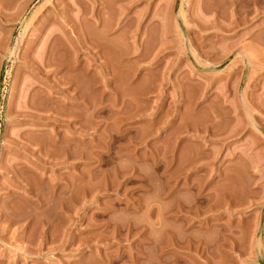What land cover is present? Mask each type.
Wrapping results in <instances>:
<instances>
[{
  "label": "rangeland",
  "instance_id": "1",
  "mask_svg": "<svg viewBox=\"0 0 264 264\" xmlns=\"http://www.w3.org/2000/svg\"><path fill=\"white\" fill-rule=\"evenodd\" d=\"M0 264H264V0H0Z\"/></svg>",
  "mask_w": 264,
  "mask_h": 264
},
{
  "label": "bare ground",
  "instance_id": "2",
  "mask_svg": "<svg viewBox=\"0 0 264 264\" xmlns=\"http://www.w3.org/2000/svg\"><path fill=\"white\" fill-rule=\"evenodd\" d=\"M58 62H59V61H58ZM62 78H63V77H62ZM61 81H62V80H61ZM65 81H66V80H65ZM76 85H77V84H76ZM78 85H79V84H78ZM121 111H122V110H121ZM91 121H92V120H91ZM47 139H48V137H47ZM49 139H50V138H49ZM44 142H45V141H44ZM44 142H43V143H44ZM48 144H49V143H48ZM50 144H51V143H50ZM46 146H47V144H46ZM48 146H49V145H48ZM46 148H47V147H45V148H43V149H46ZM52 148H53V147H52ZM75 148H76V147H75ZM59 149H60V148H59ZM47 150L50 151L51 148H48ZM63 150H64V149H63ZM45 151H46V150H44V152H45ZM49 151H46V153H48ZM51 151H52V153H51V152H50V153L53 154V150H51ZM58 151H59V150H58ZM72 151H73V150H72ZM46 153H45V154H46ZM50 153H49V154H50ZM67 153H68V152H67ZM45 154H44V155H45ZM73 154H74V153H73ZM75 154H76V153H75ZM75 154H74V156H75ZM47 155H48V154H47ZM54 155H55V154H54ZM57 155H58V154H57ZM71 156H72V155H71ZM47 158H48V157H47ZM45 159H46V158H45ZM45 159H43V160L41 161V162H42L41 165H42L43 167H49V166H48L49 162H48L47 159H46V160H45ZM48 159H49V158H48ZM39 164H40V162H39ZM37 166H39V165H37ZM29 170H30V169H29ZM33 171H34V170H33ZM30 172H31V171H30ZM31 173H33V172H31ZM32 189H34V188H32ZM24 190H25V189H24ZM29 191H30V190H29ZM24 192H26V191H24ZM32 194H33V193H32ZM34 194H35V191H34ZM26 196H27V195H26Z\"/></svg>",
  "mask_w": 264,
  "mask_h": 264
}]
</instances>
